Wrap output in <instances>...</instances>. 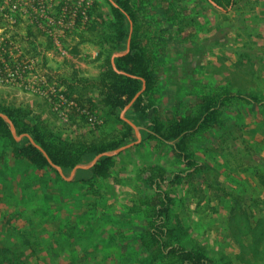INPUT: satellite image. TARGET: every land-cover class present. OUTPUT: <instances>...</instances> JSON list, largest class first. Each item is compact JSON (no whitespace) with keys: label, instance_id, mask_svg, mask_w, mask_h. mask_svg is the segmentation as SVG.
Segmentation results:
<instances>
[{"label":"rangeland","instance_id":"obj_1","mask_svg":"<svg viewBox=\"0 0 264 264\" xmlns=\"http://www.w3.org/2000/svg\"><path fill=\"white\" fill-rule=\"evenodd\" d=\"M63 1L68 2H51L49 14L56 15ZM96 1L100 11L111 15L110 0ZM134 1L140 8L147 6L141 13L152 19L148 35L157 56L156 107L165 118L190 111L201 93L220 86L264 97V0H238L228 11L208 0H181L186 12L179 25L166 20L162 7ZM6 10L1 11L9 14ZM1 11L0 56L11 64L18 61L12 70L27 78L0 82V106H29L31 119L65 138L91 142L115 131L120 126L116 116L87 100L97 98L95 87L80 84L70 93L63 83L94 79L105 69V47L78 37L90 22L65 29L61 53L36 18L16 12L11 19ZM38 19L45 21L40 15ZM29 31L34 38H26ZM21 66L27 69L21 71ZM52 90L65 100L59 101ZM129 109L124 115L134 118ZM225 117L224 126L191 140L206 168L181 182L169 179L188 168L176 154L175 141L149 138L146 121L139 125L141 142L113 155L110 176L96 180L90 168L63 169L61 174L55 167H34L14 155V146L21 147L25 137L15 144L1 137L0 264H149L140 239L149 228L148 202L156 193L151 167L163 169L160 186L171 197L168 222L176 228L177 241L203 250L214 264H264V181L258 171L263 164L256 166L264 159V108L237 102ZM137 139L134 128L131 142ZM94 158L84 157L81 164L89 166ZM84 175L93 182L82 179ZM56 187L64 194L57 203L59 219L44 228L39 225L40 200L42 194L57 193ZM48 206L52 210L56 203ZM71 207L80 212L75 222L65 218ZM27 210L39 214L33 229L24 225L30 218Z\"/></svg>","mask_w":264,"mask_h":264},{"label":"trees","instance_id":"obj_2","mask_svg":"<svg viewBox=\"0 0 264 264\" xmlns=\"http://www.w3.org/2000/svg\"><path fill=\"white\" fill-rule=\"evenodd\" d=\"M115 1L118 6L110 4L111 15L109 16L100 11V2L96 1L90 13L89 26L82 32H78L81 41L95 39L105 47V69L94 79L75 78L73 81H63L70 93L75 92L80 84H83L84 88H87V86L95 87L98 92L97 98H94L95 101L92 98H87V100L93 105H98L96 103L98 102L99 105L107 107L116 116L120 126L115 131L110 135L87 142L83 139L65 138L56 134L40 120L34 121L30 117L33 110L29 106L1 105L0 112L12 119L18 134L29 133L46 150L55 164L62 166L64 169H73L81 163L84 157H94L101 152L112 151L131 142L134 127L121 118L119 112L142 89L144 80L146 88L128 110L134 118L127 117L137 125H142L141 122L146 121L148 123L146 127L149 138L158 139L159 141H175L176 154L186 163L188 168L173 173V177L169 178L170 180L181 182L184 178H194L197 172L202 168H206L205 163L196 158L190 145L195 135L208 129L224 126L226 122L225 112L234 103L245 102L264 108V97L247 91L232 89L229 86H220L209 93H201L198 96L196 105L190 111L183 115L165 118L156 107L158 100L156 89L159 85L156 65L157 56L151 43L153 38L148 35L152 19H145L141 13L147 6L140 8L134 0ZM144 1L150 2V6L162 7L163 15L169 22L179 25L185 21L181 14L186 11L181 0ZM214 1L218 7L228 11L237 5L238 0ZM253 1L258 2L259 0ZM131 22L133 23V30L130 50L115 57L116 67L118 70L124 71L122 73L115 70L111 57L117 50H126ZM32 37L34 38V35L29 31L26 38ZM35 49L36 47L33 46V50ZM79 93L82 95L81 91ZM1 137L9 139L13 144L16 143L10 125L3 117H0ZM14 153L16 157L28 160L31 165L39 169L53 168L44 153L28 137L24 138V144L21 147L14 146ZM260 164L264 165V159L256 166L259 167ZM263 165L262 170L258 168V171L264 181ZM113 167L114 156L105 155L90 167L88 173H91V178L94 180L104 179L110 176ZM150 169L153 170L152 175L157 176L155 179L156 193L148 202L149 228L144 231L140 239L141 246L150 255L149 264H155L156 262L166 264H214L213 260L203 250L188 248L176 240V228L170 226L168 222L171 197L160 186L165 180L163 169L158 168V172H155L157 167H151ZM87 177L84 175L82 179L88 180L91 184L92 179ZM58 192L62 194L61 196L64 195L61 189H58ZM23 199L25 200V195Z\"/></svg>","mask_w":264,"mask_h":264},{"label":"built area","instance_id":"obj_3","mask_svg":"<svg viewBox=\"0 0 264 264\" xmlns=\"http://www.w3.org/2000/svg\"><path fill=\"white\" fill-rule=\"evenodd\" d=\"M53 1L54 0H0V11H7L6 8H8L9 14L1 11V15L10 17L11 19L16 12H20L22 17H28L30 19L36 18L38 25L42 27L44 32L51 38L54 49L64 53L62 49V36L65 29L71 27H86L91 19L90 13L96 0L63 1L56 15L52 16L49 14V7ZM38 15H40V18L45 19V21L39 20ZM16 47L17 44H15V48ZM11 65L14 67L17 66L18 61H16L15 64H11L7 58L0 56V82H25L27 78L26 74L24 76L16 74V70L13 71ZM20 69L24 71L27 68L21 66ZM41 79L46 81L43 75ZM28 87H31L30 82ZM51 94L58 98L59 101L65 100L62 94H56L54 90H52Z\"/></svg>","mask_w":264,"mask_h":264},{"label":"water","instance_id":"obj_4","mask_svg":"<svg viewBox=\"0 0 264 264\" xmlns=\"http://www.w3.org/2000/svg\"><path fill=\"white\" fill-rule=\"evenodd\" d=\"M110 2L114 5V6H118L117 2L115 0H110ZM210 2H212L215 6L218 7L217 3L214 1V0H210ZM221 8V7H219ZM223 9V8H222ZM132 30H133V23L131 22V27H130V34H129V37H128V41H127V47H126V50L123 51V52H115L112 56V65L113 67L115 68V70L119 71V72H122L124 73V71H120L117 69L116 67V64H115V57L118 56V55H121V54H124V53H127L129 50H130V44H131V36H132ZM146 88V82L143 80V86H142V89L139 90L136 95L132 98V100L127 104V106L123 109L122 113H121V118H123L126 122H128L130 125H132L135 130H136V133L138 134V139L135 140V141H132V142H129L127 144H124V145H121L120 147L116 148L115 150H112V151H104V152H101L99 154H97L95 156V158L93 159L91 165L89 166H85L81 163L77 164L74 168H73V171H75L77 168H83V167H91L92 165H94L97 160L102 157V156H113L115 154H118L119 152L139 143L141 140H142V135L140 134V126L137 125L136 123H134L130 118H128L127 116L124 115L125 111L127 109H129L131 107V105L133 104V102L136 100V98L142 93V91ZM0 117H3L5 118V120L9 123L10 125V129H11V132H12V135L13 137L16 139V140H21L22 138L24 137H28L31 142L37 146V148H39L43 153L44 155L47 157V159L49 160L50 164L55 167L60 173H63V168L62 166L60 165H57L55 164L52 159L50 158V156L48 155V153L46 152V150L40 145L38 144L34 139L33 137L29 134V133H21V134H18L17 133V129H16V126L14 124V122L12 121V119L5 115L4 113L0 112Z\"/></svg>","mask_w":264,"mask_h":264},{"label":"crops","instance_id":"obj_5","mask_svg":"<svg viewBox=\"0 0 264 264\" xmlns=\"http://www.w3.org/2000/svg\"><path fill=\"white\" fill-rule=\"evenodd\" d=\"M141 142V141H140ZM0 158H2L1 156H0ZM13 159H16L15 157H11V156H9V160H13ZM0 167H2V168H4L3 166H0ZM83 168H90V167H83ZM64 169V168H63ZM78 169V168H77ZM59 172V171H58ZM60 173V172H59ZM79 174H81L82 175V173H80V172H78ZM61 174H63V173H61ZM40 175H42V174H40ZM76 175V174H75ZM51 177H53V176H51ZM72 175H71V178L70 179H72ZM1 179V178H0ZM61 184V182L59 183L58 182V186ZM61 189V188H60ZM63 192V191H62ZM51 194V196L49 195V193H47V194H42V197H41V200H40V203H42V204H40V212H39V214H40V221H39V225H41L42 227H47V226H49L50 225V220L52 221V222H54V220H58L59 219V217H58V215H59V211L56 209V208H58V205H57V203H58V201L60 200H62V197H61V195L59 194V192H57V193H50ZM50 196V197H49ZM7 197H9L8 195L7 196H5L3 199H5V198H7ZM13 200V199H12ZM9 201V200H8ZM56 203V206L54 207V208H51L52 210H49L50 209V207L48 206V204H50V203ZM73 208L74 207H71V208H68V209H65V218H67V220L68 221H76V218L78 217V216H80V212H75L74 210H73ZM50 213L51 214H53V216H50ZM25 215L27 214V216H29L30 215V218L27 220V223H25L24 225L25 226H29L30 227V229H33V228H35V226H36V224L38 223V221H37V219H38V216H39V214H38V212L37 213H35V214H33V212H31V211H29V210H27V212H25L24 213ZM38 215V216H37ZM32 216H34V217H32ZM23 225V226H24ZM33 231H35V230H33Z\"/></svg>","mask_w":264,"mask_h":264}]
</instances>
